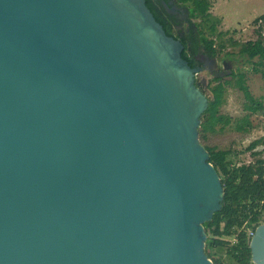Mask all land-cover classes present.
Listing matches in <instances>:
<instances>
[{
  "label": "water",
  "instance_id": "obj_1",
  "mask_svg": "<svg viewBox=\"0 0 264 264\" xmlns=\"http://www.w3.org/2000/svg\"><path fill=\"white\" fill-rule=\"evenodd\" d=\"M183 49L145 0H0V264H214ZM249 247L264 264V222Z\"/></svg>",
  "mask_w": 264,
  "mask_h": 264
},
{
  "label": "trees",
  "instance_id": "obj_2",
  "mask_svg": "<svg viewBox=\"0 0 264 264\" xmlns=\"http://www.w3.org/2000/svg\"><path fill=\"white\" fill-rule=\"evenodd\" d=\"M147 7L159 22L165 33L179 39L184 46L181 54L191 67H199L195 57L202 52L209 58L221 56L228 48L238 47L250 66H240L229 79L214 78L217 86L209 99V105L201 117L199 138L208 134L223 133L230 127V117L221 112L228 88L239 90L244 99L243 107L250 114H256L264 107V97L252 95L247 84V72L260 73L264 79V14L258 19L254 29L255 38L245 42L226 37L219 29L222 20L212 12L213 0H145ZM183 6L188 12V21L182 31L177 30L173 15L164 6ZM246 131L244 127L238 131ZM264 144V137L252 141L246 148L253 161L235 164L230 150L209 154V161L217 170L224 191L222 207L215 212L211 221L204 223L207 235L205 253L214 264H225L222 257H215L213 250L225 249L226 255L236 264H253L249 247L253 233L264 220V158L255 149ZM235 236L230 243L224 239Z\"/></svg>",
  "mask_w": 264,
  "mask_h": 264
},
{
  "label": "rangeland",
  "instance_id": "obj_3",
  "mask_svg": "<svg viewBox=\"0 0 264 264\" xmlns=\"http://www.w3.org/2000/svg\"><path fill=\"white\" fill-rule=\"evenodd\" d=\"M164 6L165 10L173 15L178 25L177 30L185 28L188 16L187 9L175 5ZM212 12L221 18L219 29L226 32V37L245 42L255 38L254 29L258 19L264 14V0H213ZM239 48H228L221 56L209 58L202 52L195 57L201 71L197 75L196 82L199 87L211 97L217 86L214 78L222 80L229 79L233 72L240 66L249 67L245 57L239 54ZM205 82V85L202 84ZM247 84L250 92L256 98L264 97V79L260 73L247 72ZM244 99L242 93L233 88H228L225 96V103L221 108L224 115L230 117L231 124L223 133L208 134L205 139L199 138V142L209 154L221 150H230L231 160L235 164L250 163L254 159L250 152L246 151L249 144L264 137V107L256 114H250L243 107ZM244 127L246 131H238ZM255 151L261 152L264 158V144L259 145ZM264 220L261 222V224ZM251 230H249L248 234ZM230 243L235 241V236L224 238ZM225 249H214L215 257H222L225 264H236L226 255Z\"/></svg>",
  "mask_w": 264,
  "mask_h": 264
},
{
  "label": "built area",
  "instance_id": "obj_4",
  "mask_svg": "<svg viewBox=\"0 0 264 264\" xmlns=\"http://www.w3.org/2000/svg\"><path fill=\"white\" fill-rule=\"evenodd\" d=\"M254 233L252 231H250V233L248 234L250 237H252Z\"/></svg>",
  "mask_w": 264,
  "mask_h": 264
},
{
  "label": "flooded vegetation",
  "instance_id": "obj_5",
  "mask_svg": "<svg viewBox=\"0 0 264 264\" xmlns=\"http://www.w3.org/2000/svg\"><path fill=\"white\" fill-rule=\"evenodd\" d=\"M171 2H172V1H171ZM171 2H170V3H171ZM166 12H167V11H166ZM167 13H168V12H167ZM170 15H171V14H170ZM185 21H186V22L188 21V16H187V19H186ZM185 25H186V24H185Z\"/></svg>",
  "mask_w": 264,
  "mask_h": 264
}]
</instances>
